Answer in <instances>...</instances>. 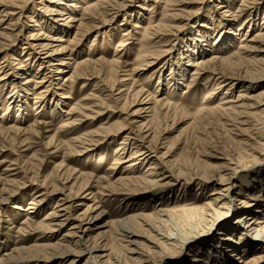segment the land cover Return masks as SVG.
<instances>
[{"label": "rangeland", "instance_id": "374dc122", "mask_svg": "<svg viewBox=\"0 0 264 264\" xmlns=\"http://www.w3.org/2000/svg\"><path fill=\"white\" fill-rule=\"evenodd\" d=\"M8 1L7 10L13 11L14 16L1 24L10 29L14 24L16 31L12 41L0 46V260L4 259L0 264H85L86 255L72 254L79 233L87 228L94 230L90 236L94 238V244L105 245L106 251L100 249L94 256L107 255L102 259L106 264L110 258L112 264H126L125 256L135 259V255L128 254L133 249L147 254L154 264H193V256L204 254L201 253L204 248L216 244L222 237L219 234L225 233L226 228L241 229L243 224L242 241L250 242L255 234L245 231V221L240 225L238 221L242 220L244 211L250 210V183L255 184L264 177V145L256 146L252 153L250 147H241V142L249 134L237 131L236 127L250 112L262 116L264 111V107L257 108L259 103L256 102V94L264 90V79L257 81L255 77L262 72L260 68L264 70V40L249 42L253 51L245 53L242 60L237 54L241 52L240 43L245 34L247 39L256 37L259 32L264 34V0H247L246 6L243 0H127L125 8L116 11L109 8V15L94 21L83 20V16L87 17V9L99 0H79L78 8H66L65 16L51 13V6L63 9L73 0H55L64 5L51 3V0ZM223 1L225 3L221 4ZM23 2L27 3L21 9ZM219 5L224 7L219 8ZM47 6H50L48 11ZM137 13L144 21H134ZM129 14L133 16L130 20ZM29 17L35 21L44 17L43 22L49 21L52 25L58 22L69 32L57 33L48 27H34L35 23H31ZM70 17L78 21L70 24ZM249 19L255 22L248 23ZM81 22L84 28L79 35L77 31ZM134 22L156 25V34L150 44L147 43V32L135 29ZM233 24L241 28L231 43L225 42V50L221 49L217 38L225 41ZM31 34L44 44L49 42L55 47L60 44L66 47L57 55L66 63L63 67L65 73L54 75L48 81H44L43 71L37 73L38 63L26 56L28 50L34 54L33 49L26 46ZM55 34L66 42L47 41ZM122 40L125 41L124 50L116 51ZM197 40L200 41L198 45L210 50L206 61L218 58V61L228 59L232 65L238 64L232 70L227 64L218 66L223 70L221 72L234 77L220 89L217 87L221 80L217 82L216 77L219 71L206 72L188 65L201 56L182 59L186 46L193 47ZM83 61L92 64L91 68L85 76L71 78L76 65ZM150 62L152 65L145 67ZM183 62L186 63L185 71L178 72L180 75L171 81L170 70H175ZM15 76H19L18 83L11 79ZM253 77L256 83L245 80ZM29 80L31 83H27ZM26 87L29 95L23 98L24 112H18L15 104L8 109L10 96ZM141 91L144 93L142 97L137 95ZM65 95L70 97L67 99ZM240 95H244L243 101H238ZM227 96V101L230 99L232 103L224 107L234 106L233 110L209 113ZM151 98L159 101L158 104H151ZM42 104L45 105L38 111ZM81 106L86 109L84 112L78 110ZM146 107L153 109L142 114V117H148L132 120L133 113ZM143 124L149 131L143 128L139 132L138 126ZM127 137H132L134 147L124 155L116 154V148ZM90 140H94L93 147L83 144ZM69 145L73 147L70 149ZM136 147L144 150L146 157L153 162L161 160L159 166L164 173L165 162L178 168L192 161L190 175H211L223 169L224 174L229 173L227 165L231 159H237L240 165L231 189L225 187L214 197H208L214 185L194 177L172 179L167 184L156 183L154 186L139 182L129 184L121 179L131 176L142 179L152 164L145 162L131 174L127 167L130 163H118L117 159L120 162L129 159ZM76 151L81 152L77 154ZM84 182L88 187L79 192ZM154 195L164 198L162 204H157L158 209L150 204ZM216 197L220 204L213 211L208 209L210 217L199 212L184 220H170L169 231L185 233L184 241L173 249L159 243L160 237L149 227L150 223L138 220L132 228L135 235L123 243L121 253L118 239L122 240L120 235L125 234L119 231L118 221L178 206L200 208L209 198ZM34 199L42 202L28 221V210H25ZM167 200L170 202H165ZM57 202L63 206L55 210ZM59 209L70 215L64 228L52 234L37 229L50 211ZM79 217L80 223L77 221ZM26 222L33 224L29 227ZM75 223H79V229H71ZM163 228L164 233H169ZM73 232L75 236H66ZM154 243L159 246L155 247ZM261 248L248 254L247 258L259 254L261 259L258 262L264 264V247ZM62 252L71 255L65 260L61 257L51 259L50 254ZM9 255L14 259L7 262L5 259ZM29 256L38 257L39 261H15ZM71 258L74 261L71 262ZM234 260L236 264H243L239 263L237 256Z\"/></svg>", "mask_w": 264, "mask_h": 264}, {"label": "bare ground", "instance_id": "6f19581e", "mask_svg": "<svg viewBox=\"0 0 264 264\" xmlns=\"http://www.w3.org/2000/svg\"><path fill=\"white\" fill-rule=\"evenodd\" d=\"M78 1L79 0H73L72 1L73 3L67 4V6H65V8H63V9H60L59 6L53 5V6H51L52 7L51 13H57V15H59V16H65L66 15L65 11H67L66 8L67 9H69V8L77 9L78 8V6H76L78 4L77 3ZM126 2H127V0H99V1H96L95 3L92 2L93 4L89 7V9H87V17L83 16V20H89V21L93 20L94 21L96 19L99 20V18L100 19L104 18L106 15H109V13L111 12L109 8H111L112 11L121 10L122 8L126 7ZM9 3L10 2L8 0H0V10H3L0 13L1 14L0 15V30H1L0 31V40H3L2 43H0V46H4L6 42L12 41V39L15 37L14 31H16V29L14 28L15 27L14 24L11 25V27H13L11 29L9 26L2 27L3 24H1L5 21L6 18L8 19V18L14 16L13 11L7 10V8H8L7 5ZM26 3L27 2L22 3L21 9L25 8ZM51 3H58V5H64L63 2H55V0H51ZM223 3H225V1H223L221 4H223ZM245 3H248V1L243 0L244 6H246ZM220 7H224V5H219V8ZM48 8H50V6H47V8H46L47 11H48ZM139 9L142 10L143 7H141V8L139 7ZM114 13H117V12H114ZM139 15L140 14H138V13L135 15L136 18L134 19V21L135 20L144 21L142 17L141 18L139 17ZM128 16H129L128 17L129 20L131 18H133L132 14L131 15L129 14ZM29 18H31V17H29ZM39 20H41V21H38V20L35 21L34 18L32 17L30 19V22L35 23L34 27H39V28L48 27L49 29L51 28L53 31H55L57 33L59 32V33H65L66 34L67 32H69L68 28L60 27L58 25L57 21H56L57 24L52 25L49 21L43 22L44 17L39 18ZM75 21H78V20L74 19L73 17H70L68 20V23L71 24ZM253 22H255L253 19H249V21H248V23H251V24ZM134 23H135V26H134L135 29H142L145 31V33L147 32L146 33L147 34L146 39H147V43L150 44V42H149L150 39H152V37L156 34V31H155L156 25H155V27L152 26L153 24L151 22L148 23V25H142V22H134ZM160 26H162V25L160 24ZM157 27H158V25H157ZM83 28H84V25H83V22H81V24L79 25L78 31H77V32H79V35H82L80 32H81V30H83ZM240 28H241V26L237 27V26H234V24L231 25L228 38L226 37L227 39L225 41L221 40V38H219V37L217 38L218 42H219V47L221 49L225 50V47L227 46V43H225V42L230 41V43H231L233 41V38H235V36H237ZM151 30H153L154 32H152ZM82 32H84V31H82ZM125 32H127V30ZM32 35L33 34H31V37L29 38L30 43H27L26 46H27V48H32L34 54H30V52L28 50L29 53L27 52L26 56L28 59L34 61L35 63H38L37 66H38L39 70L37 73H39L40 71L41 72L43 71V73H44L43 75H45L44 81H48L49 79H52V77L54 75L60 76V74L65 73L63 67L66 65V63L62 59H58L57 55L59 53H61L62 51H64V49L66 47H62V46H64L62 44L55 47V46H53V43H49V42L47 44H44L41 42V40L40 41L37 40L36 35L35 36L34 35L32 36ZM126 35H128V34H124V36H126ZM57 36H58V34H55V37L49 38V40H47V41H52V42H58L59 41L61 43L66 42L63 38H60V37L58 38ZM246 36H247V34H245V36L242 38L241 43H240L239 49L241 50V52H239V53L237 52L238 53L237 56H239L238 57L239 59H241L245 53L253 51V46L248 45L249 42H257V41H261L262 39L264 40V34H262L260 32L257 33L256 37H254V38L250 37V39L249 38L247 39ZM47 38H45V41ZM198 42H200V41L197 40V44H193V47H191L190 45L186 46L187 48H186L185 52L182 53V59H185V60L188 59L189 60L190 58H196L198 56L199 57L201 56L200 58H198V60H195L194 62L189 63L188 65H192L193 68H195V69L197 67H200V69L202 71H206V72L208 70H212V72L219 71L216 74V77L218 76L217 82H219V80H221V82L218 83V87H217V89H220L221 87H223L222 84H225L226 82L234 79V77L229 76V75L225 74L224 72H221L223 70L219 69L218 66L220 65V67H221L222 64H223L222 66H225V64H227L228 65L227 67L232 70L233 68H235L234 66L237 67L238 64L232 65L231 63H229L230 61L228 59L223 60V61H218L217 60L218 58H213L211 60L206 61L205 60V59H207L206 55L210 50L206 49L205 46L198 45ZM245 42H247V44L243 45V43H245ZM59 48H61V49H59ZM124 48H125V41L122 40L119 42V45L117 48L118 50H116V51H120V50L123 51ZM23 49H26V47ZM31 55H32V57H29ZM40 55H42V56L40 57ZM150 63L145 64V67H150L152 65V62H150ZM109 65H110V63H109ZM113 65H114V63L111 64V66H113ZM91 66H92V64L90 65V63L84 62V61L81 64H77L76 65L77 69H76V71H74V76L72 75L71 78L72 77L77 78L81 75L85 76V72L88 71L91 68ZM185 67H186V63L183 62V64L179 67H176L175 70L171 69L170 70L171 71V73H170L171 77H169L171 79V81L176 76L178 77L179 73L181 74L182 72H184ZM79 71H80V73H79ZM260 71H262V72L255 75V77L258 79L257 81L261 80L260 78L264 79V70L263 69L261 70V68H260ZM19 72H21V71H19ZM19 74L20 73H17V75H19ZM183 76H184V74L182 76H179V77H183ZM255 77L250 78V79H245V78H242V79H245L249 83H256L254 80ZM18 78H19V76H17V77L15 76V78H11V79H13L14 82L18 83L19 82ZM58 78L59 77H57V79ZM66 80H68V79L65 78V81ZM27 83H31V81L29 80ZM174 85H176V83ZM176 86H178V83ZM158 89H159V87H158ZM227 90H229V89H227ZM22 91H24L23 94L21 93ZM259 91H261V92L256 94L257 95L256 96V102L259 103V104H257V108L264 107V90L263 91L259 90ZM225 94L227 95L228 91ZM28 95H29V89L27 87L24 90L21 89L20 91L15 92L14 95L10 96V98H9L10 101L7 102L8 109H10V106L15 104L14 106L18 109V112H22V111L24 112V109H23L24 105L22 104V103H24L23 98L25 99ZM137 95L142 97L144 95V93H143V91H141V92H138ZM212 95H214V94H212ZM64 97L68 99L70 96L65 95ZM147 98L148 97H146V99ZM153 98H151L150 100H153ZM228 98H229L228 96L223 98L221 102H223V101L224 102L221 103L220 106H218L216 108L214 107V109L209 110V113L216 112L217 110L219 112L220 111L226 112L229 109L233 110L234 106L230 107L231 105H229V107H230L229 109L225 108L226 106L224 107V105L232 103L230 101V99H229V102L227 101ZM146 99H144V100H146ZM238 99H239L238 101H241V100L243 101L245 99L244 95H240ZM248 99H252V97L248 98ZM253 99H255V98H253ZM150 100L148 99V101H150ZM158 102L159 101L153 100V102L151 104L155 103V105H156V104H158ZM145 103H148V102H145ZM44 105L45 104L40 105L37 108V110L38 111L41 110V108H43ZM83 107L81 108V110L80 109H78V110L81 112H84L83 110H86V109H83ZM254 108L256 109V107H254ZM151 109H152L151 107H146L144 109L136 111L135 113H133L132 117H134V118H132V120L138 121L137 119H140V118L145 119L148 116L142 117V114L149 113L148 112L149 110H150V112H152ZM96 114H98V113H96ZM83 116H84V114H83ZM244 118H245L244 122L243 121L241 123L239 122V124H238L239 127H236V128H237V131H239V132L243 131V132L249 134V136L244 141L241 142V147H244V148L250 147V151L252 153L254 151V149L256 148V146L259 147V146L264 145V111H262V116L260 114L250 112V115L247 114ZM250 120L252 121V123L250 122ZM135 123H139V122H135ZM242 126H247L249 128L248 129L247 128H241ZM138 128H139V132H140L143 130V128H148V126L143 124V125H139ZM147 131H149V128ZM250 134H251V136H250ZM106 135L108 136V134H106ZM242 135H244V134H242ZM131 138L127 137V139H125V141L122 142L116 148V154L124 155L125 151L126 152L130 151V149L132 147H134L135 144L131 143V140H130ZM79 142H81V141H79ZM83 144L86 146L93 147L94 146V140H90L89 142H83ZM72 147L73 146L69 145L70 149ZM137 148L138 147H136V150H134V152H132L129 159L125 160L124 162H120L121 160L117 159V160H119L118 163H130V164H128L127 167L129 168V172L131 174L134 173L133 171H136L135 168L137 166H143L145 164V162L152 163V164H151V166H149L148 170L146 171V174L143 176L142 179H135V178H132V176H131V178L121 179V181L128 182L129 184L139 182V183H142V184L147 185V186H154V185H156V183L167 184L172 179H175V180H177V179H190V178L194 177V178L201 179V181H203L206 184H209V183L213 184L214 190L210 193V195L208 197H214V196L220 194L221 192H223L225 190V187L227 188L226 190L231 189L230 186L233 184L232 183L233 177L236 175V171L240 165L239 161L237 159L236 160L231 159L228 161V165H227L228 170L231 173L229 172V173L224 174V169H223V171L213 170L216 173L213 172L211 175H208L206 173H202V174L200 173V175H198V174L190 175L189 173L193 168V164L191 163L192 161L186 162L184 165H180L178 168H176V166L167 165L165 162L164 163L165 166L163 165V167L166 170V173H164L161 170L163 168H161V166H159V164H160L159 162L161 160H159L158 162H153L150 158L146 157V153L144 150H142L140 148L137 149ZM245 150H246V152H248L247 149H245ZM71 151H74V150H71ZM80 152L81 151H76L75 153L79 154ZM164 157H165V154H163V159H164ZM136 169H138V167ZM196 172H198V171H196ZM84 183L85 184L81 185L79 192L86 190V188L88 187V184H86V182H84ZM116 194L120 195L121 193H116ZM163 200H164V198L159 197V195H154V198H152V202L150 204L155 206L154 209H158V208H156L157 204H162ZM218 201H219L218 197H216L215 199L209 198V201L206 202V204L200 208L185 209V208H180L178 206V207H176V209H171V210L166 209L165 211L161 210L159 212H153V213H149L146 215L145 214H139V215L132 217L130 219H125V221H118L116 224H117V227L118 226L120 227L119 231L122 232V234H125V236L120 235V237L123 238L122 240L118 239L119 247L122 249L121 253L124 249L123 243H125V241L127 239H131L130 236L135 235L134 232L132 231V228H134L136 221L144 220L147 223H150L149 227L156 233V235L158 237H160L158 239L159 243L161 242V244L165 248L173 249V247L177 246L178 243H180L182 240L184 241V238H185L184 234L185 233L182 234V233H174V232L169 231L167 227L169 226L170 220H175L177 218H181V220H184L188 216H193L194 214H198L199 212L202 213L205 217H210L211 215H210V213H209L210 211H208V209H211L212 211L214 209H216L218 204H220V203H218ZM250 201L252 202V203H250L251 204L250 210L244 211L242 220L238 221L239 225L243 224V222L245 221L246 222L245 231L247 233H254L255 234V236H253V238H251L250 242L249 241L248 242L242 241V237H243L242 235L243 234L241 232L242 231L241 229L244 227V224L241 227V229H239L237 227L236 228H234V227L233 228L232 227L226 228L225 233L219 234V236H222L218 240L219 242L217 241L216 244L211 243L210 246H207L206 248H204V250H202V252H201V253H204L202 255H199L196 253L193 256L194 259L192 260L191 263H193V264H201V263L202 264H236L234 257L237 256V259H240L239 263L260 264L258 262L259 259H261L259 254H256V255L252 254V256H250L249 258H247V255L251 254V253H255L257 250H259V249L261 250L262 249L261 247H264V177L262 179L260 178L257 181V183H255V184L250 183ZM41 202H42L41 199L40 200L34 199V200H32L29 207L25 210V211L28 210L27 211L28 212V221H30L32 219L31 218L32 214L37 213L38 207L40 206ZM165 202L169 203L170 200H167ZM138 205H139V207L141 206L140 204H138ZM62 206H63L62 204L57 202L56 203L57 208H55V210H57L59 207H62ZM17 209L21 210L20 207H17ZM89 209H91L90 206H89ZM55 210L50 211L48 213V216L43 221H41L39 223L37 229L44 231L45 234H52V233H56V232L60 231L62 228L65 227L70 215L67 216L64 213H61L62 211H65V210H62V209H59V211H55ZM77 221L80 223V217L77 219ZM79 223H75L71 229H79V226H77V224H79ZM25 224L30 227V226H32L33 223L26 222ZM162 227L167 228L169 233L168 232L164 233L162 230ZM165 228H163V229L165 230ZM93 231H94L93 229L87 228L83 232L79 233V236L77 237V241L74 242L76 249L74 250V254H72V255H75V256L86 255L87 260H86L85 264H106V262L103 261L102 259L106 258L107 255L106 256L105 255L94 256V254H96L95 253L96 251H99L100 249H103L102 251H106V250H104L105 245L101 246V245H98L97 243L94 244V238L92 239L90 237L92 235ZM99 234H101V233H99ZM75 235H76L75 232L70 233V234H66V236H75ZM117 235H119V234H117ZM102 239L104 240L105 238H102ZM116 241H117V239H115V242ZM219 243H221L222 245H220ZM157 244L154 243L153 245H155V247H158L159 245H157ZM171 249H170V251H171ZM130 253L135 255V259H133L132 257L128 258L127 256H125V255H127L125 253L124 256L127 258V260L125 258L126 264H128V263H131V264H154L150 261V259H149L150 257L146 256L147 254L144 255L143 253H138L134 249L128 252V254H130ZM70 255H71L70 252H62L61 254H53V255L50 254L51 259H55L56 257H61V258H64V260L68 259L70 257ZM120 256H121V254L119 255V257ZM238 256H241V258L240 257L238 258ZM13 259H14V256L12 257L11 255H9L6 257L5 261L6 260H7V262L11 261V260L13 261ZM69 260H71V262L74 261L72 258ZM122 260H124V259H122ZM3 261H4V259H1L0 263ZM15 261L17 263H21L23 261L37 262V261H39V259H38V257H30L29 256V257H25V258H17V259H15ZM111 262H112V259L110 258L109 264H112ZM118 263L119 262H117V264Z\"/></svg>", "mask_w": 264, "mask_h": 264}]
</instances>
